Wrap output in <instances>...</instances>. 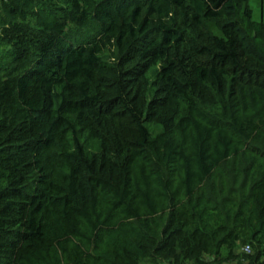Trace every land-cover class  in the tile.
<instances>
[{
	"label": "trees",
	"instance_id": "1",
	"mask_svg": "<svg viewBox=\"0 0 264 264\" xmlns=\"http://www.w3.org/2000/svg\"><path fill=\"white\" fill-rule=\"evenodd\" d=\"M248 3L0 0V264H264Z\"/></svg>",
	"mask_w": 264,
	"mask_h": 264
},
{
	"label": "rangeland",
	"instance_id": "2",
	"mask_svg": "<svg viewBox=\"0 0 264 264\" xmlns=\"http://www.w3.org/2000/svg\"><path fill=\"white\" fill-rule=\"evenodd\" d=\"M249 7L253 11V17L256 20H264V0H249Z\"/></svg>",
	"mask_w": 264,
	"mask_h": 264
},
{
	"label": "built area",
	"instance_id": "3",
	"mask_svg": "<svg viewBox=\"0 0 264 264\" xmlns=\"http://www.w3.org/2000/svg\"><path fill=\"white\" fill-rule=\"evenodd\" d=\"M242 252L244 253H249L250 252V246L249 245H245L242 249ZM234 264H248L247 261H244L242 263H234Z\"/></svg>",
	"mask_w": 264,
	"mask_h": 264
},
{
	"label": "crops",
	"instance_id": "4",
	"mask_svg": "<svg viewBox=\"0 0 264 264\" xmlns=\"http://www.w3.org/2000/svg\"><path fill=\"white\" fill-rule=\"evenodd\" d=\"M224 264H233V263H224Z\"/></svg>",
	"mask_w": 264,
	"mask_h": 264
}]
</instances>
